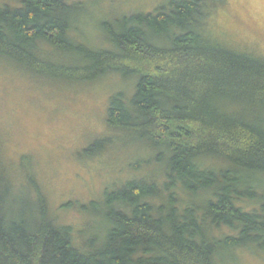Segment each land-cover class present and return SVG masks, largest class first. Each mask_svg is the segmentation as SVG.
<instances>
[{
	"label": "trees",
	"instance_id": "1",
	"mask_svg": "<svg viewBox=\"0 0 264 264\" xmlns=\"http://www.w3.org/2000/svg\"><path fill=\"white\" fill-rule=\"evenodd\" d=\"M86 2L3 0L0 61L69 85L135 79L107 125L147 142L163 171L106 190L104 232L87 235L57 219L34 175L17 185L0 145V264H229L227 252L264 251V56L211 32L228 0L125 15L101 48L79 41ZM111 137L86 152L106 153Z\"/></svg>",
	"mask_w": 264,
	"mask_h": 264
},
{
	"label": "rangeland",
	"instance_id": "2",
	"mask_svg": "<svg viewBox=\"0 0 264 264\" xmlns=\"http://www.w3.org/2000/svg\"><path fill=\"white\" fill-rule=\"evenodd\" d=\"M86 1L77 18L79 41L101 48L107 32L117 31L123 16L152 12L171 0ZM209 20L217 38L264 56V0H228V7ZM38 76L0 61L3 157L20 188L25 190L30 175L36 177L61 223L77 233L101 234L96 213L103 209L105 191L163 171L147 142L120 136L107 125L111 98L118 92L133 95L136 80L111 74L98 82L69 85ZM111 136L115 138L106 153L86 152ZM93 202L98 205L90 206ZM83 205L91 212L83 214ZM223 257L229 264H264V251L257 249H239Z\"/></svg>",
	"mask_w": 264,
	"mask_h": 264
}]
</instances>
